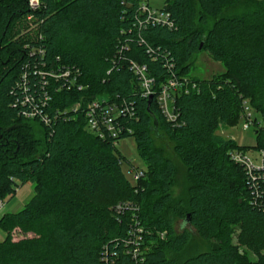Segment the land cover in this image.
<instances>
[{
  "label": "trees",
  "instance_id": "16d2710c",
  "mask_svg": "<svg viewBox=\"0 0 264 264\" xmlns=\"http://www.w3.org/2000/svg\"><path fill=\"white\" fill-rule=\"evenodd\" d=\"M38 2L0 0V199L33 186L22 208L0 213V264H104V254L113 264H264V168L248 172L231 160L244 146L218 132L248 102L262 116L254 132L264 137V0H163L158 9L170 27L142 22L140 0ZM239 4L240 14L225 13ZM198 50L225 69L173 95L176 118L167 121L155 94L149 104L141 95L129 61L144 65L156 88L186 75ZM65 68L76 74L72 84L50 74ZM93 99L132 107L133 116L121 118L132 132L118 139L133 136L145 163L137 183L122 173L112 139L86 128L83 110ZM156 126L191 179L180 231L165 211L175 170L153 145ZM123 201L138 205V262L126 253L132 210H117ZM232 222L256 261L232 244ZM185 225L209 246L174 259L190 240ZM15 228L32 236L13 241Z\"/></svg>",
  "mask_w": 264,
  "mask_h": 264
},
{
  "label": "rangeland",
  "instance_id": "374dc122",
  "mask_svg": "<svg viewBox=\"0 0 264 264\" xmlns=\"http://www.w3.org/2000/svg\"><path fill=\"white\" fill-rule=\"evenodd\" d=\"M147 4V6L151 9H158L162 6L163 0H140ZM244 5V4H243ZM246 8V5L242 6L235 5L234 7H228L225 10L227 14H240L242 10ZM224 65L222 62L212 59L208 53L204 50H198L194 52L191 57L189 71L186 75L187 80L192 81L193 78L198 79H210L212 76H217V74H221L224 71ZM263 76V75H262ZM264 78V76H263ZM248 108H250L254 120L257 121V126L261 125V122L258 119H261L262 116L260 113L248 102H246ZM258 118V119H257ZM262 120V119H261ZM263 123V121H262ZM254 127L251 126L248 129H242V119L234 123L231 126H222L218 129V132L224 136L225 138L233 139L240 146H244V153H246L253 162L256 164L259 160L256 158L258 151L262 147L264 137L259 133L255 134ZM264 128V127H263ZM258 129V128H257ZM264 131V129H262ZM152 139L153 145L157 148L160 154L163 157L169 158L174 165V176L173 182L170 188L171 201L168 203L169 205L165 208V211L168 213L170 217L173 219V226L176 231H180L181 222L183 218L178 216L179 212L187 213L186 210V198H187V188L191 183V179L187 173L186 167L181 163L179 157L176 155L173 149V141L162 131L161 128L155 127L152 130ZM115 148L121 155L120 168L126 179L130 182L134 183L132 179L134 171H141L145 168V163L138 156L135 140L133 136H127L121 139H118L115 143ZM137 183V182H135ZM155 185L154 182L151 183ZM33 195V186L30 182H26L19 186L13 197L10 199L4 198L2 202L3 206L0 208V213L5 211H18L23 205L30 199ZM147 200H154V197L148 195ZM129 203V201H123ZM116 204H119L116 203ZM136 207L138 205L135 204ZM231 233L230 240L232 244L237 245L239 253L246 255L251 261H256L258 258L255 253L249 248L247 244H240L238 241V233H239V224L231 223L230 224ZM185 229L190 233V240L186 247L182 252L178 254H172L171 256L174 259H183L189 255L194 254L197 251L203 250L209 246V244L203 241L193 229V227L189 225H185ZM5 236V233L0 230V239ZM12 240H18L24 237L32 236L31 233L22 232L19 228H15L11 232ZM147 248V247H146ZM263 252V251H262Z\"/></svg>",
  "mask_w": 264,
  "mask_h": 264
},
{
  "label": "built area",
  "instance_id": "2783aa9c",
  "mask_svg": "<svg viewBox=\"0 0 264 264\" xmlns=\"http://www.w3.org/2000/svg\"><path fill=\"white\" fill-rule=\"evenodd\" d=\"M27 3L31 8H36L39 4L38 0H27ZM138 12L140 14H143L144 18L142 22H148L151 24H163L168 27L171 26L168 13L159 9H151L147 6L146 3L142 1H140L139 3ZM142 22H140V24ZM129 69L133 72L134 76L138 80L141 89V95L143 97L148 98V96H152L153 94H155L158 109L167 121H173L176 118V112L174 111V107L171 106L173 95H175L179 91L186 92L189 87L192 89L196 87L195 82L187 80L186 77L183 75H179L177 77L173 76L167 78L163 83L158 85V87L154 88V79L153 77L149 76L144 65H140L135 61L130 60ZM39 74L42 75L44 73L40 71ZM50 74L52 75V77L55 78H70V80H68L70 84L73 83V80L76 77V74H72L71 71L67 68L62 69V72L59 74L54 72ZM68 82H65L63 86L68 87ZM78 88H81V85H78ZM27 99V97L24 98V101H27ZM43 103L44 102L42 101L41 105ZM76 108L77 107H74L73 109L75 110ZM37 110L38 108L36 103H33L31 109L25 114L31 117L35 114ZM133 112L134 111L132 107H128L124 103L118 106L115 104L108 103L106 102V100L98 99L91 100L83 110L86 128L100 138L112 139L113 144L116 143L120 135L132 132L131 128L127 126L124 121L121 120V118L125 116L131 117L134 114ZM240 118L242 119V129L246 130L251 126L255 127L254 116L250 108H248V106L246 105V102H243ZM42 119L46 121V118L44 116H42ZM260 126L261 125L259 124L258 127ZM258 154L259 155H257L256 158L259 160V162L256 164L253 162L251 157H249L246 153L241 150L232 151L230 153V159L242 164L248 172H251L253 169L264 168V141L262 147L258 151ZM141 176H143V170H135L132 179L135 182ZM3 204L4 203L0 199V208L3 206ZM115 207L117 210H123L128 208L132 210L130 217L131 222L129 227L130 235L129 239L127 240V243H130V247L128 248L126 253L130 255L134 261L138 262V260H141L142 257L143 247L141 246V243L142 234L144 232L143 227L140 225L137 218L138 207L127 202H121ZM160 236L162 237L163 233H160ZM102 259L104 261V264H113L109 261L108 256L105 254L102 256Z\"/></svg>",
  "mask_w": 264,
  "mask_h": 264
},
{
  "label": "water",
  "instance_id": "95a60500",
  "mask_svg": "<svg viewBox=\"0 0 264 264\" xmlns=\"http://www.w3.org/2000/svg\"><path fill=\"white\" fill-rule=\"evenodd\" d=\"M201 45H202V42L199 44V48L201 47ZM151 99H152V96L151 95L148 96V98H147V103L148 104L150 103ZM185 222H187V223L189 222V215L188 214L186 215Z\"/></svg>",
  "mask_w": 264,
  "mask_h": 264
},
{
  "label": "bare ground",
  "instance_id": "6f19581e",
  "mask_svg": "<svg viewBox=\"0 0 264 264\" xmlns=\"http://www.w3.org/2000/svg\"><path fill=\"white\" fill-rule=\"evenodd\" d=\"M240 118V117H239Z\"/></svg>",
  "mask_w": 264,
  "mask_h": 264
}]
</instances>
